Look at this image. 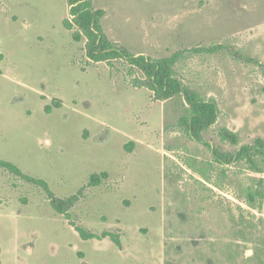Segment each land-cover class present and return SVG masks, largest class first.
<instances>
[{
	"label": "rangeland",
	"instance_id": "obj_1",
	"mask_svg": "<svg viewBox=\"0 0 264 264\" xmlns=\"http://www.w3.org/2000/svg\"><path fill=\"white\" fill-rule=\"evenodd\" d=\"M103 30L133 53L180 52L175 69L220 114L202 136L222 153L221 126L264 141V0H91ZM66 0H0V159L59 198L91 173L69 209L83 240L41 187L0 168V264H264V209L243 162H216L179 125L180 96L131 85L121 61L86 62L62 25ZM216 47V50H209ZM61 106L46 113L52 99ZM128 149V150H126Z\"/></svg>",
	"mask_w": 264,
	"mask_h": 264
},
{
	"label": "trees",
	"instance_id": "obj_2",
	"mask_svg": "<svg viewBox=\"0 0 264 264\" xmlns=\"http://www.w3.org/2000/svg\"><path fill=\"white\" fill-rule=\"evenodd\" d=\"M68 9L67 17L63 18L62 25L70 31L75 42L85 39L84 51L86 62H111L121 61L129 66L128 76L130 83L135 88L145 87L152 91L155 100H168L180 96L185 112L179 116V125L187 132L188 136L210 148L214 160L224 164L243 162L246 168L256 177L255 184L244 189V200L252 208L264 209V141L255 138L252 143H240L239 135L226 126H221L218 134L222 141L232 146H237L234 152L222 153L209 144L202 133L215 124L220 111L213 98H205L192 89L175 69V63L180 57V52L169 56L153 57L144 53H133L126 46L110 40L103 30L101 19L105 15L104 9L95 8L91 0H66ZM214 51L216 47H210ZM264 68V67H263ZM61 106L59 99H52L51 104H46L44 110L50 113L54 107ZM128 150V149H126ZM0 168L7 172L41 187L49 200L51 207L60 214H64L69 224L83 240L109 237L117 246H120L119 235L116 232L102 231L95 233L77 226L71 219L69 209L80 199L86 187L97 186L108 178L107 171L93 172L87 183L74 194L65 198L57 197L50 189L49 184L42 178H37L24 173L12 161L0 159Z\"/></svg>",
	"mask_w": 264,
	"mask_h": 264
}]
</instances>
